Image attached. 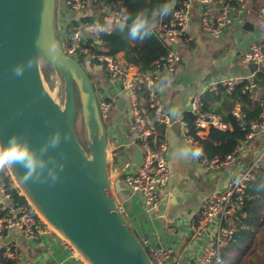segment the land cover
<instances>
[{
    "label": "water",
    "instance_id": "95a60500",
    "mask_svg": "<svg viewBox=\"0 0 264 264\" xmlns=\"http://www.w3.org/2000/svg\"><path fill=\"white\" fill-rule=\"evenodd\" d=\"M54 19L55 0H0V142L7 144L10 136L20 134L19 139L43 162V169L38 168L41 178L48 179L50 172L59 178L55 184L23 183L24 169H9L43 218L91 264H152L113 196L128 187L120 178L111 183L107 174L106 130L91 78L76 59L62 51ZM30 58L34 60L31 69L27 68ZM41 61L63 80L62 105L43 84ZM18 64L24 66L20 76L13 72ZM78 100L87 148L75 133ZM57 130L69 139L53 147L51 137ZM132 159L140 165L138 148ZM188 184L180 178L167 187L158 216L164 217L167 208L189 197L182 192ZM137 202L143 205V198ZM125 212L135 213V209L127 207Z\"/></svg>",
    "mask_w": 264,
    "mask_h": 264
},
{
    "label": "built area",
    "instance_id": "2783aa9c",
    "mask_svg": "<svg viewBox=\"0 0 264 264\" xmlns=\"http://www.w3.org/2000/svg\"><path fill=\"white\" fill-rule=\"evenodd\" d=\"M200 2L205 5L200 16V26L203 33L211 38H218L230 26L232 13L239 16V20L242 21L241 18L247 7V0H200ZM216 2H219V5L213 7L211 4ZM64 3L71 11L77 13V17L88 16L90 19L87 21L77 19L71 31L67 35L65 33L62 35V51L71 57L80 54L87 60L95 59L103 62L109 76L113 79L120 76L122 88L127 90L131 96L134 112L130 127L135 133L136 146L141 152V163L135 165L130 155H124L115 162L116 175L127 185L132 194L143 198V205L147 211L156 212L160 202L159 191L167 184L169 178L167 143L164 139L155 137L153 127V123H169L162 101L157 97L155 82L158 77L155 72L140 71L119 54L108 55L98 52L104 49L102 48V33L97 34L95 25L99 24L106 29V32H110L115 25L121 22L124 19L122 0H64ZM188 8V0H182L177 7H173V11L165 19L158 23V28L169 49L156 62V65L169 73L175 71L180 59L176 50L171 49L170 46L188 40L186 35ZM257 16L264 20V6L258 9ZM60 27L64 29L65 25L61 23ZM240 60L243 63H258L264 60V42L251 43L242 52ZM122 67L125 68L124 72ZM241 81L237 78L223 76L211 83L207 90L216 92L218 88H223L226 93H230ZM139 92L143 93L141 100H138ZM200 97V94L195 95L191 101V112L195 114L193 125L196 134L202 135L210 127L224 130L227 125L217 114L200 110ZM109 105L104 100L98 102L101 115L107 112ZM148 111L151 113V120L145 115ZM233 114L237 117L241 116L237 108L233 110ZM183 127L187 148L200 147L189 132L185 121H183ZM250 128L251 132L240 141L234 154L226 156L223 160L218 158L209 160L203 154L196 159L199 166L205 170H212L231 162L234 156L246 146L253 133L264 132V113L261 114L260 121L250 123ZM259 166H264V146L221 189L211 192L192 215L188 224L191 236L197 241L204 235L206 238L198 254L193 256L187 264H207L211 259L220 261V250L233 235L230 218L241 210L244 188L247 182L254 177L253 171ZM5 176L12 180L16 192L24 200L14 201L5 191V182L0 177V191L7 200L6 203L0 202V242L11 230L20 231L29 238L40 231H47L51 228L22 189L14 184L11 171ZM120 209L125 212L123 208L120 207ZM66 243L69 252L78 264H91L79 257L75 247L68 240ZM144 244L148 248V256L152 264H181L182 250L179 247L170 246L157 249L147 240H144ZM159 253L163 255L165 261L160 259ZM5 260L10 261L11 264H19L18 251L8 244L3 245L0 250V264H3Z\"/></svg>",
    "mask_w": 264,
    "mask_h": 264
},
{
    "label": "crops",
    "instance_id": "0c3cea01",
    "mask_svg": "<svg viewBox=\"0 0 264 264\" xmlns=\"http://www.w3.org/2000/svg\"><path fill=\"white\" fill-rule=\"evenodd\" d=\"M263 4L264 0H247L242 21L232 13L230 26L218 38H211L203 33L200 26V16L205 5L200 0H188V40L180 41L175 46L180 57L177 69L173 74L164 69L154 71L160 81L157 90L169 121L168 124L153 123L155 137L164 139L168 147L169 178L167 184L159 191L160 198L169 190L167 187L171 188L180 178L189 183L182 192L190 195L183 202L167 208L164 217L158 216V210L147 211L145 206L137 202L138 196L129 190L121 193V197L125 210L127 207L135 209V213L128 214L142 238L157 249L179 247L182 250L181 264H187L198 254L206 238L204 235L199 241L192 236L187 239L186 226L192 215L211 192L221 189L264 146V132H255L231 162L212 170L201 168L196 159H186L182 156V152L188 149L184 140L182 116L184 112L191 111L192 98L198 94L202 95L207 87L220 77L251 80L255 73L264 72V60L253 65L240 60L242 52L251 43L264 42V20L256 14L257 8ZM211 5L216 7L219 2ZM118 54L122 56V53ZM89 70L98 83L100 98L110 104L102 117L106 130L110 176L114 182L118 178L115 162L124 155L132 157L134 148H137L135 133L130 127L134 109L128 91L121 87V82L109 76L104 66L92 64ZM142 95V92L138 93V100L142 99ZM236 108L240 110L239 105L234 107ZM145 115L151 120L150 111ZM8 172L9 168L0 171L4 175ZM13 181L16 185L14 177ZM126 195H129L128 199H125ZM0 202H7L1 191ZM133 217L135 219H132ZM7 244L18 251L19 264H78L67 248L66 238L52 228L29 238L20 231L11 230L0 242V250ZM5 262L11 264L8 260Z\"/></svg>",
    "mask_w": 264,
    "mask_h": 264
},
{
    "label": "trees",
    "instance_id": "16d2710c",
    "mask_svg": "<svg viewBox=\"0 0 264 264\" xmlns=\"http://www.w3.org/2000/svg\"><path fill=\"white\" fill-rule=\"evenodd\" d=\"M122 1L124 19L110 32L101 34L104 50L98 52L108 55L122 53L123 58L128 63L134 64L140 71L154 72L161 69L156 62L167 53L169 47L161 35L158 23L167 16L162 19L152 18L151 11L165 0ZM181 1L174 0V7H177ZM138 10H143L150 22L156 24L154 34L144 41H132L128 38V26L131 25ZM69 15L71 18L68 19L69 23L64 28L66 35L71 31L77 19L84 21L90 19L88 16L74 17L71 13ZM122 24L126 26L123 31H120ZM81 57L79 60L76 59L79 64L84 62V58L86 59L83 55ZM87 64L89 66L98 64L105 67L103 62L95 59L87 61ZM252 85L258 87L259 90H252ZM236 105L240 108L241 116L239 117L233 114ZM199 108L201 111L217 114L227 127L224 130L210 127L203 136L195 132L194 113L186 111L182 119L186 122L198 146L203 149L205 157L209 160L213 158L223 160L226 156L235 153L240 141L251 132L250 123L260 121V116L264 113V72H257L251 80L244 79L237 83L230 93H226L223 88H218L216 92L206 90L200 97ZM76 115L80 118L83 130L81 111L79 110ZM253 174L254 177L247 182L244 188L241 210L230 218L233 229L232 238L220 250V261L211 259L207 264H264V166L256 168ZM0 176L5 182V191L13 200L23 201V197L16 192L12 180L3 173H0ZM2 263L10 264L5 261Z\"/></svg>",
    "mask_w": 264,
    "mask_h": 264
},
{
    "label": "clouds",
    "instance_id": "9594fccd",
    "mask_svg": "<svg viewBox=\"0 0 264 264\" xmlns=\"http://www.w3.org/2000/svg\"><path fill=\"white\" fill-rule=\"evenodd\" d=\"M174 7V0H165L164 3L157 6L151 11V17L162 19L168 16ZM127 19V18H126ZM126 25L122 24L120 26V31H123ZM156 24L150 22L149 17L143 12V10H138L132 23L128 26V38L132 41H144L151 38L154 34ZM98 33H105L106 29L99 24L95 25ZM34 65V60L30 58L27 61V68L31 69ZM15 75L20 76L24 72L23 65H15L13 68ZM178 113L180 114L179 110ZM19 135L14 133L9 137L7 144L0 142V171L7 168H14L19 166L24 169L23 174L20 179L23 183L34 182V183H45L50 181L55 184L59 176L54 173H49L48 179H42L41 174L38 171L43 169V162L38 160L34 151L30 148L26 141H21ZM67 141L69 136L67 133L62 135L61 131L57 130L55 134L51 137V145L53 147H58L61 140ZM203 155V149L200 147H192L191 149H186L182 152V156L186 159H198ZM63 168H61L62 170Z\"/></svg>",
    "mask_w": 264,
    "mask_h": 264
},
{
    "label": "rangeland",
    "instance_id": "374dc122",
    "mask_svg": "<svg viewBox=\"0 0 264 264\" xmlns=\"http://www.w3.org/2000/svg\"><path fill=\"white\" fill-rule=\"evenodd\" d=\"M264 6V4L262 5ZM261 7V6H260ZM258 7L257 10H256V14H257V11L258 9L260 8ZM72 14V16H77V13L74 12V11H71V10H68L67 6L64 4L63 0H55V19H54V34H55V38H56V41L57 43L62 46V35L65 33V29H61L60 27V24L63 23L65 26L69 23V18L70 15L69 13ZM64 48V47H63ZM74 59H80L82 58L80 54H75L74 56H72ZM87 59L84 58V62H81L83 68L86 70V72L88 73V75L90 76L91 78V81H92V85H93V89H94V92H95V95L97 97V100L98 102L100 100H102V98H100L99 96V93H98V83L96 81V79L94 78L93 74L90 72L89 70V66L87 64ZM251 65H253L254 63L251 62L249 63ZM106 69V68H105ZM177 69V67L175 68V70ZM40 71H41V76H42V79H43V84L46 88V90L48 91V93L55 99L59 102L60 105H62L63 103V96H64V90H63V80L62 78L56 74V72L53 70V68H51L48 64L44 63L43 61H41L40 63ZM175 72V71H174ZM174 72L172 73H169V74H173ZM115 80H118L120 82V76H118L117 78H115ZM160 85V81H159V78L158 80L155 82V87L156 89L159 87ZM122 87V86H121ZM157 97L161 100V97L158 93V90H157ZM80 110V102L79 100L77 101V104H76V113H78ZM77 116V115H76ZM79 117V116H78ZM78 117H75V133H76V136L78 138V141L79 143L84 147V148H87L86 146V141H85V136H84V129L82 130L81 128V121H80V118ZM106 171H107V174L109 175L110 177V162L109 160H107V166H106ZM13 175V174H12ZM14 177V180L17 182V185L19 187H21L22 191L25 193L24 189L22 188V186L20 185L19 181L17 180V178L13 175ZM110 181L112 183V180L110 178ZM111 189H112V184H111ZM129 190L131 192V190L129 188L126 189V191ZM113 191V189H112ZM26 194V193H25ZM113 196H114V199L116 201V203L124 209V204L122 203L123 202V199L121 197V193H114L113 192ZM29 198V197H28ZM30 199V198H29ZM31 200V199H30ZM32 202V201H31ZM33 203V202H32ZM144 206V205H142ZM36 207V206H35ZM37 208V207H36ZM38 209V208H37ZM125 210V209H124ZM153 212V211H151ZM124 216L126 218V220L128 221L130 227L135 231V233L137 234L141 244L143 245V248L145 250V252L148 254V248L147 246L144 244V239L142 238V236L138 233V231L136 230L135 228V225H134V222L131 220V217L128 213L124 212ZM232 222V221H231ZM231 222H230V226L232 228V225H231ZM51 226V225H50ZM184 227V226H183ZM187 229H186V234H187V239H190L191 238V232H190V229H189V226L187 225L186 226ZM52 230L54 231H57L53 226H51ZM59 232V231H57ZM256 237H258V234H256ZM77 251V250H76ZM77 254L79 255V257L82 259V260H86L78 251H77ZM159 257L161 260L165 261V259L163 258V255L161 253H159Z\"/></svg>",
    "mask_w": 264,
    "mask_h": 264
}]
</instances>
